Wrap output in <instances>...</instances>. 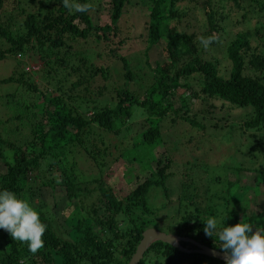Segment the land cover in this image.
<instances>
[{"label":"trees","instance_id":"16d2710c","mask_svg":"<svg viewBox=\"0 0 264 264\" xmlns=\"http://www.w3.org/2000/svg\"><path fill=\"white\" fill-rule=\"evenodd\" d=\"M20 1L15 0L16 3ZM216 1L146 0L143 33H140V36L145 39V49L155 46L166 61L159 63L155 60L151 68L154 73L152 80L142 95L137 96L128 88V83L133 78L128 62L116 53L124 41L118 36L117 21L127 0H106L104 6L108 21L103 24H93L87 12L70 13L63 6V0H26L34 9L25 14L20 26L17 24L14 30L8 27V21L9 25L12 23L11 17L1 14L7 1L0 0V60L6 55L19 57L27 47L36 46L38 52H44V48L50 49L53 58H47V53L41 55V58L44 72L54 78V84L51 79L47 80L48 84L53 86L42 89L32 85L30 87L41 98L38 111L44 115V120L37 119L36 111L30 112L31 116H35L29 123L27 135L20 143L8 142L0 136V159L4 166V171L0 173V191L15 192L18 198L26 199L37 210L41 222L47 224L41 238L44 247L32 254L29 252L28 242L14 240L6 230L0 229V264H126L140 240L141 232L152 226L149 220L141 216L138 218L137 211L158 216L147 204L149 189L160 190L164 197L168 194L166 180L172 175L167 171L170 159L157 158L153 161L152 168L149 162L144 161L153 148L162 142L158 122L172 113L190 126L201 127L193 117L186 114L188 107L184 99L178 101L177 109H173V105L167 101V96L177 89L190 87L188 78L194 79L198 85V89L193 93L195 98L207 103L209 107L216 104L220 108L227 106L234 110L248 108V112L244 114L245 119L241 122L242 128L264 127V55L251 46V33L236 32L226 43L224 53L229 67L226 73L222 74L218 60L213 56L208 58L203 55V46L194 33L177 32L178 23L185 17L187 10L199 11L202 25L206 29L203 37H213L211 32L218 31V20H223L221 15L224 11H240L247 5L255 7L256 12L264 18V0H224L223 4L219 2L223 0ZM76 2L87 3V0ZM190 4L192 7L187 9ZM258 21L256 19L261 28L262 24ZM258 28H255L254 33L258 32ZM111 36L117 38L112 39ZM262 38L264 41V36ZM72 39L108 44L105 55L117 59L123 70L121 86L107 85L110 80V68L107 65L89 61L80 56L78 50L66 51L71 48L69 41ZM215 43L216 37L210 44ZM60 69L66 70L65 75L52 76ZM70 74L77 75L76 80L64 87L66 76ZM22 75L20 73L16 77H2L0 83H23ZM179 78L184 82L180 83ZM98 99L106 102L97 106L95 101ZM82 105L87 108L88 115L77 110ZM182 108L183 113L178 114V110ZM132 110L140 111L147 124L134 139L132 138L131 145L120 152L119 157L121 159L125 154L131 155L130 159L147 170L148 175L133 188L127 189L121 197L109 186H96L98 196L86 210L89 215L81 214V205L76 203L77 205L72 206L71 213L75 214L73 227L77 234L76 239H68L54 229L51 218L41 209L43 202L36 193L40 187L48 186L52 190L56 185L61 186L67 197L66 207L71 205L70 198L76 201L81 197L90 198L95 191L84 187L85 194H80V181L73 172L74 164L66 160L65 151L68 147L76 146L80 150L86 149L89 156L94 150L99 152L94 146V140L90 141L91 145L88 147V141L84 139L85 135L91 132L92 125L100 131L117 135L119 127L131 116ZM18 111L13 120L22 117L20 110ZM249 136L253 142L248 149L264 157V140L258 141L254 133ZM5 146L10 151V162L5 160L1 150ZM43 161H46L44 166ZM255 171V178L261 180L264 176L263 170L255 168ZM184 191L177 197L178 205L174 208L176 211L183 200L187 201L183 207L194 204L193 194L189 195ZM101 206L102 214L99 215L98 208ZM164 207L165 204L161 206ZM199 210L193 206L191 211H179V217L172 222L171 228L161 231L190 238L221 251L218 236L205 235V222L197 220L196 216ZM262 218L264 209L254 214L240 215L236 209L230 207L226 209L221 222L222 226L226 227L235 225L242 219L256 225L259 224L257 220ZM178 243L184 248H193L189 242ZM203 259L215 264H225L222 260L198 253H184L161 241L150 243L137 264H198Z\"/></svg>","mask_w":264,"mask_h":264},{"label":"rangeland","instance_id":"374dc122","mask_svg":"<svg viewBox=\"0 0 264 264\" xmlns=\"http://www.w3.org/2000/svg\"><path fill=\"white\" fill-rule=\"evenodd\" d=\"M5 1L7 3L1 14L11 17L12 23L9 25L8 21V27L10 30H14V27L22 22L25 14L33 10L34 7L31 8L26 0H21L18 3L15 0ZM223 1L219 2L223 4L225 3ZM214 2L217 1L214 0ZM87 3L94 4V9L87 12L93 24H103L108 21L107 10L104 6L106 0H87ZM146 6V0H127L117 21L118 36L124 41L116 53L123 56L128 62L129 70L133 75L128 83V88L137 96L142 95L144 89L149 86L154 74L151 68L155 60H158L159 63L166 61V58L159 54L160 51L155 46L145 49V39L140 36V33H143ZM191 7L192 4L187 5V9ZM198 12L187 10L185 17L181 18L178 23L177 32L194 33L197 39L202 37L206 29L202 25V19ZM221 16H223V20H218L220 28L218 31L211 32V35L216 37V43L209 44L206 48L201 45L205 57L213 56L218 60L222 74L226 73L229 67L224 47L236 32H250L251 46L264 55L262 38L264 36V18L256 12L255 7L245 5V8L240 11L232 13L224 11ZM256 19L259 20L258 23L262 24L261 28ZM256 27H259V30L254 33ZM111 38L115 39L117 36H111ZM69 43L71 48L66 51L78 50L80 56L95 64L107 65L110 68V80L107 82L109 87L112 85L121 86L123 70L117 59L105 55L108 44L78 39H72ZM43 51L38 52L36 46L27 47L19 57L6 55L0 60V78L16 77L20 73L23 74V83L19 82L16 85L0 83V136L7 139L8 142L20 143L27 135L29 123L35 116V114L31 116L30 112L36 111L37 119L44 120V115L38 111L41 98L37 92L30 88L31 85L38 89L53 86L48 84L47 80L49 79L54 84V78L44 72L41 58V55L45 53L48 54L47 58L49 59H52L53 55L50 49L44 48ZM64 71L66 70L60 69L52 76L65 75ZM76 76L75 74L67 75L65 83L63 82L64 87L75 81ZM179 82L182 83L184 80L179 78ZM187 82L189 88L177 89L167 96V101L173 105V109H177L178 101L184 99L188 107L186 114L193 117L198 124H201V127L190 126L177 115L167 114L158 122L162 142L153 148L149 156L144 159L145 162H149L151 168L154 167L153 161L157 158H168L171 161L167 169L172 173L166 180L167 196L164 197L160 190L151 188L146 198L150 209L158 216L154 217L153 214L137 211L138 218L141 216L149 220L152 224L151 228L159 231L171 228L172 222L179 217V211L181 213L183 209L184 213L191 211L193 206L200 209L196 215L197 220L204 222L210 216H215L218 221H221L226 209L230 207L236 209L240 215L254 214L264 209V176L261 180L255 178L257 175L255 168H261L264 175V157L248 149L253 142L249 134L254 133L256 139L262 142L264 127L242 128L241 122L245 119L244 114L248 112V108L234 110L227 106L220 108L216 104L209 107L207 103L193 96V93L198 89L196 81L188 78ZM3 91L5 92L2 94ZM6 94L9 95L5 97ZM105 102L106 100L103 99L95 101L97 106ZM109 104L112 105V103ZM82 106L77 110L88 115L87 108ZM183 109L178 110V114L183 113ZM18 110L22 117L19 120H13V116L19 112ZM6 118L9 119L2 122ZM123 123L119 127L117 135L100 131L96 129L95 125H92L91 132H88L84 139L88 141L86 142L88 147L91 145L90 141L94 140V146L99 149V152L96 153L94 150L93 153L91 152V156L86 149L80 150L76 146L68 147L65 151L66 160L74 164L73 172L80 181L78 184L81 187L80 194H85L84 187L92 188L95 191L90 198L81 197V199H77L78 201L70 198L71 205L66 207L67 197L61 186L56 185L52 190L48 186L40 187L36 193L37 197H40L39 200L43 202L40 205L41 209L51 218L54 229L68 239H76L77 234L73 227L75 214L71 213L72 206L81 205L83 207L81 214L87 215L86 210L89 209L90 203L95 202L98 196L96 186H109L121 197V194L127 189L133 188L137 182L148 175L147 170L142 169L140 164L130 159L131 155L125 154L121 159L119 157L120 152L131 145L132 138L134 139V136L143 127H146L145 116L138 110H132L131 116L127 117ZM116 126L118 127V125ZM1 150H3L5 160L10 162L8 147L5 146ZM45 162L43 161V166ZM234 167L242 169L236 170L233 169ZM3 171L4 166L0 159V173ZM43 174L48 176L45 172ZM228 183L234 184L229 185ZM183 190L187 191L189 195L193 194L194 204L183 207L182 205L187 203L186 200H183L176 211L174 208L178 205L177 197ZM100 202H96V204ZM163 204L165 207L161 208ZM102 208V206L98 208L99 215L102 214ZM257 221L259 224H264V218ZM198 264L215 263L203 259Z\"/></svg>","mask_w":264,"mask_h":264},{"label":"clouds","instance_id":"9594fccd","mask_svg":"<svg viewBox=\"0 0 264 264\" xmlns=\"http://www.w3.org/2000/svg\"><path fill=\"white\" fill-rule=\"evenodd\" d=\"M63 6L69 12H88L94 9L92 3H78L76 0H63ZM200 43L206 48L214 37H200ZM0 229H4L14 240L28 242L29 252L35 254L44 247L42 236L47 224L41 222L37 210L30 202L18 198L10 190L0 191ZM206 236L217 235L220 250L225 253V264H264V225H253L242 219L232 226H222L215 216L204 223Z\"/></svg>","mask_w":264,"mask_h":264},{"label":"water","instance_id":"95a60500","mask_svg":"<svg viewBox=\"0 0 264 264\" xmlns=\"http://www.w3.org/2000/svg\"><path fill=\"white\" fill-rule=\"evenodd\" d=\"M140 236V240L136 244L135 249L126 264H137V262L141 259L144 251L153 241H161L167 243L173 247H176L178 250L184 253H198L206 257L224 261L223 257L225 253L202 245L190 238L181 237L173 233L162 232L151 227L144 229L141 232ZM179 241L189 242L191 245H193V248H184L179 245Z\"/></svg>","mask_w":264,"mask_h":264}]
</instances>
